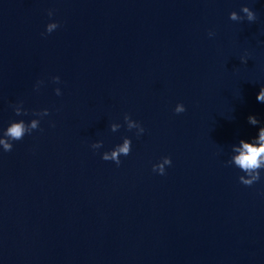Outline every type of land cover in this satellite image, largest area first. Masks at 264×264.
Listing matches in <instances>:
<instances>
[{
	"label": "water",
	"instance_id": "95a60500",
	"mask_svg": "<svg viewBox=\"0 0 264 264\" xmlns=\"http://www.w3.org/2000/svg\"><path fill=\"white\" fill-rule=\"evenodd\" d=\"M262 86L264 0H0V264H264Z\"/></svg>",
	"mask_w": 264,
	"mask_h": 264
},
{
	"label": "clouds",
	"instance_id": "9594fccd",
	"mask_svg": "<svg viewBox=\"0 0 264 264\" xmlns=\"http://www.w3.org/2000/svg\"><path fill=\"white\" fill-rule=\"evenodd\" d=\"M242 12L246 14V18L248 21H255L256 20V14L252 9H250L247 5L242 6ZM49 15H52V11L49 10ZM229 18L231 20L237 21V20H242L244 17H241L240 15L237 14L236 11H232L229 14ZM58 27V23L55 21H52L47 24L46 26V31L47 33H51L54 29ZM43 35V34H42ZM214 35L213 32H209V36ZM242 61H245V57H241ZM59 77H53V80L59 81ZM56 94L60 95V90L56 89ZM257 100L260 102H264V86L261 87L258 95H257ZM15 113L17 115H21V111L18 108H14ZM185 106L183 103H178L174 109L176 113H182L184 112ZM26 114V110L24 111ZM37 114V113H36ZM43 115L46 116L48 115V109L43 110ZM124 120L127 123V127L129 129L132 128H138V135L140 133H143L144 129L143 127L139 124V122L134 121L130 118L128 114H125ZM249 121L253 124L257 123L256 119L254 116H249ZM120 125L117 124H111V130L116 131L117 128ZM39 127V123L36 120H32L30 125H26L24 120H14L10 122L6 130H4L3 135L7 137V139H0V144H3V149L5 151H11L13 144L12 141L14 140H21L23 139L24 135L26 133H31L32 130L37 129ZM260 144H251L245 141H241L242 147L239 149V154L235 156V164L239 166V168L248 173V177H245L241 175L239 177V180L241 183L247 186H251L255 181L260 179V173L258 169L261 168L262 161H264V129L260 130V136H259ZM102 146V141H97L95 142L92 147L94 149L100 148ZM131 151V140L128 137H125L123 139V144L116 145L111 151H106L102 155V159L105 161L111 160L114 161L118 166L121 163L120 161V156L123 154L124 156L129 155ZM172 163L171 158L168 156H165L162 158V160L153 165V171L158 172L159 174L163 175L165 174V165H170Z\"/></svg>",
	"mask_w": 264,
	"mask_h": 264
}]
</instances>
